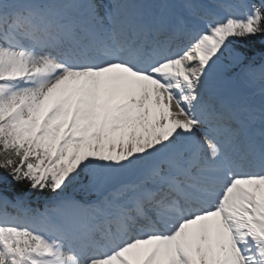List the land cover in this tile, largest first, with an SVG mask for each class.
Listing matches in <instances>:
<instances>
[{
	"label": "snow or ice",
	"instance_id": "snow-or-ice-1",
	"mask_svg": "<svg viewBox=\"0 0 264 264\" xmlns=\"http://www.w3.org/2000/svg\"><path fill=\"white\" fill-rule=\"evenodd\" d=\"M0 264H264V0H0Z\"/></svg>",
	"mask_w": 264,
	"mask_h": 264
},
{
	"label": "trees",
	"instance_id": "trees-1",
	"mask_svg": "<svg viewBox=\"0 0 264 264\" xmlns=\"http://www.w3.org/2000/svg\"><path fill=\"white\" fill-rule=\"evenodd\" d=\"M43 205H44V201H43V200H40V201L38 202L37 207L43 209Z\"/></svg>",
	"mask_w": 264,
	"mask_h": 264
}]
</instances>
